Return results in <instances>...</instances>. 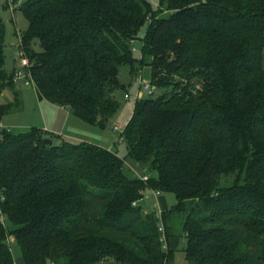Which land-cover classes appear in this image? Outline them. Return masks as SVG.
I'll return each mask as SVG.
<instances>
[{"label":"trees","instance_id":"16d2710c","mask_svg":"<svg viewBox=\"0 0 264 264\" xmlns=\"http://www.w3.org/2000/svg\"><path fill=\"white\" fill-rule=\"evenodd\" d=\"M19 8L39 100L106 130L119 110L120 66L148 67L158 94L136 101L125 159L86 142L43 145L37 129L2 132L0 264H14L9 238L24 264H170L159 223L167 244L181 228L186 264H264V0H23ZM144 27L136 59L130 42ZM4 43L0 18V97L12 96L0 120L22 106ZM125 160L140 175L126 173ZM147 192L176 204L158 218L139 205Z\"/></svg>","mask_w":264,"mask_h":264},{"label":"rangeland","instance_id":"374dc122","mask_svg":"<svg viewBox=\"0 0 264 264\" xmlns=\"http://www.w3.org/2000/svg\"><path fill=\"white\" fill-rule=\"evenodd\" d=\"M151 1L153 5L156 6V0ZM8 4H10L9 0H0V18L5 26L4 70L8 75H12L14 72L19 70V59L16 57L17 47L20 42V34L27 30V21L25 20L19 7H15V10L12 11L7 6ZM145 29L146 27L142 28L139 34V39L135 41L133 45L135 49L133 54L136 59L140 58V50L142 47L141 39L145 35ZM14 47H16V51L14 50ZM32 49L36 52L40 51L37 41L32 44ZM135 68V72L131 74L128 66L119 67L118 82L121 87L114 92L115 99L119 103V110L115 118L108 125L109 129L99 130L95 127H88L81 123L78 119H75V122H79V124H81L80 126H84L82 128H84L86 132H91L92 130V132H96L104 137L108 136L109 139H111L112 151L115 152L120 159H125L127 153L126 147L123 142L117 143L116 140L118 139L119 134L114 133L112 128L114 125L125 128L133 116L136 103L135 96L138 91L140 79L144 82H150V69L148 67L140 68V66L136 64ZM15 88H19L22 103L21 110L18 113L2 118L0 120L1 127L7 131L37 129L43 132L46 139L53 138L54 144L57 143L56 141L58 140V137L64 138V141H67L68 134L65 130L66 127H63V121L65 120L64 116L67 112L61 110L59 106L53 105L46 100H39L33 87L31 86L26 87L19 84L15 85ZM157 92L155 95L158 94ZM125 95L129 96V98L124 99ZM146 97V94H142L143 99ZM11 102V91L9 89H5L0 97V103L9 104ZM68 123L70 125L72 124L71 121H68ZM129 166L132 168L134 173L140 175L139 170L134 169L128 160L124 161V171L126 173L130 171ZM162 196H165L168 200L169 209L176 204L174 195L162 194ZM139 205L147 212L154 211L151 207V202L148 200L141 201ZM4 226L6 229L8 228V224L6 222H4ZM176 230L181 236L179 238L180 246L173 250V258L170 264H186L182 253L184 239L179 225ZM7 243L10 248L14 264H22L21 250L18 244L12 238H9Z\"/></svg>","mask_w":264,"mask_h":264},{"label":"built area","instance_id":"2783aa9c","mask_svg":"<svg viewBox=\"0 0 264 264\" xmlns=\"http://www.w3.org/2000/svg\"><path fill=\"white\" fill-rule=\"evenodd\" d=\"M10 4H8L7 6L14 11L15 7H19V5L23 2V0H9ZM134 42H130V46L132 48V52H135L134 49ZM16 57L19 59V70L13 73V83L14 85H24L26 87L31 86L34 87V83L32 81V77L30 74V66L31 63L29 62L28 58L26 57L22 46H21V41L19 42V45L17 47V54ZM157 92V89L150 84V82H144L142 81V79H140L139 85H138V91L136 93L135 96V100L138 101L142 98V94H146L147 96H151L154 95ZM129 96L125 95L124 99H128ZM4 131V128L1 127L0 125V135L2 134V132ZM112 131L114 133H118L119 137L116 140L117 143H121L123 141L122 139V134L124 132V128H121L117 125H114V127L112 128ZM143 181L147 180V176L142 177ZM152 196L154 198L158 197L159 195L155 192H147L145 193V195L143 196L142 201L148 200L149 197ZM133 206H136V203L133 204ZM161 216V212H157V217L160 218ZM0 223L4 225V218L1 216L0 214ZM159 232H160V242L162 244V250L164 252L167 251L168 248V244H167V240L165 237V233H164V228L162 226L161 223H159Z\"/></svg>","mask_w":264,"mask_h":264},{"label":"crops","instance_id":"0c3cea01","mask_svg":"<svg viewBox=\"0 0 264 264\" xmlns=\"http://www.w3.org/2000/svg\"><path fill=\"white\" fill-rule=\"evenodd\" d=\"M14 50L16 51V47H14ZM60 108H61V110L67 112V114L64 116L65 120L63 121V127L64 128L66 127L65 130L68 134V139H67L68 142H70V141H74L75 143L86 142V143L94 144V145L99 146L101 148L112 151L111 139H109L108 136L104 137L102 135H99L96 132H92V130H91V132H86L85 129L82 128L84 126H80L81 124H79V122H75L76 118L70 113V111L68 109L62 108V107H60ZM68 121L69 122L71 121L72 124L70 125L68 123ZM57 139H58L56 141L57 143H55V144H58L61 140H65L64 138H61V137H58ZM74 142H71V143H74ZM148 201L151 202V207L155 210L156 213L157 212L162 213V212L169 210L168 200L166 199L165 196L159 195L156 198L150 197ZM168 245H169V248L173 251L177 247L180 246V240L175 239V238H171L168 241ZM21 261H22L21 263L24 264L22 259H21Z\"/></svg>","mask_w":264,"mask_h":264},{"label":"water","instance_id":"95a60500","mask_svg":"<svg viewBox=\"0 0 264 264\" xmlns=\"http://www.w3.org/2000/svg\"><path fill=\"white\" fill-rule=\"evenodd\" d=\"M51 144H52V142L48 139L43 141V145H51Z\"/></svg>","mask_w":264,"mask_h":264}]
</instances>
